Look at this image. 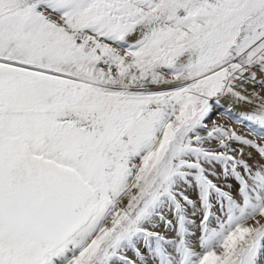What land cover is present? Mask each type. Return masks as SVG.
<instances>
[{
  "label": "snow or ice",
  "instance_id": "6c2138e0",
  "mask_svg": "<svg viewBox=\"0 0 264 264\" xmlns=\"http://www.w3.org/2000/svg\"><path fill=\"white\" fill-rule=\"evenodd\" d=\"M0 264H264V0H0Z\"/></svg>",
  "mask_w": 264,
  "mask_h": 264
},
{
  "label": "rangeland",
  "instance_id": "374dc122",
  "mask_svg": "<svg viewBox=\"0 0 264 264\" xmlns=\"http://www.w3.org/2000/svg\"><path fill=\"white\" fill-rule=\"evenodd\" d=\"M240 110H242V106H236L234 108V111H240ZM216 119L220 120L221 122H223L225 124H231L232 127L237 128V130H239L240 132H242L244 134H248V130L245 127L232 123L231 121H229L227 116L216 117ZM257 159H258V157H257Z\"/></svg>",
  "mask_w": 264,
  "mask_h": 264
}]
</instances>
